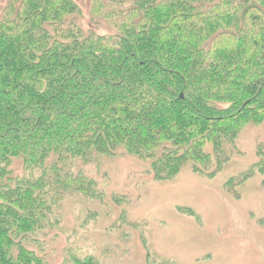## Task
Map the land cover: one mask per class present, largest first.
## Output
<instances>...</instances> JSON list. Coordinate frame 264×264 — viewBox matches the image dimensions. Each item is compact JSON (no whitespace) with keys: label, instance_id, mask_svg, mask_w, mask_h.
Returning a JSON list of instances; mask_svg holds the SVG:
<instances>
[{"label":"trees","instance_id":"obj_1","mask_svg":"<svg viewBox=\"0 0 264 264\" xmlns=\"http://www.w3.org/2000/svg\"><path fill=\"white\" fill-rule=\"evenodd\" d=\"M131 1L96 10L114 29L103 35L69 18L73 0L1 12L0 264H50L27 242L64 196L94 191L77 160L128 155L168 177L219 166L264 121V0ZM78 256L67 263L101 264Z\"/></svg>","mask_w":264,"mask_h":264},{"label":"rangeland","instance_id":"obj_2","mask_svg":"<svg viewBox=\"0 0 264 264\" xmlns=\"http://www.w3.org/2000/svg\"><path fill=\"white\" fill-rule=\"evenodd\" d=\"M73 1L79 12L69 18L99 35L114 29L96 10L133 4L101 0L93 9L92 0ZM7 4L0 0V15ZM234 143L219 166L183 164L168 177L128 155L77 160L94 191L64 196L47 233L29 236L27 247L50 264H68L72 254L101 264H264V121L243 127Z\"/></svg>","mask_w":264,"mask_h":264},{"label":"bare ground","instance_id":"obj_3","mask_svg":"<svg viewBox=\"0 0 264 264\" xmlns=\"http://www.w3.org/2000/svg\"><path fill=\"white\" fill-rule=\"evenodd\" d=\"M264 224V223H263Z\"/></svg>","mask_w":264,"mask_h":264}]
</instances>
